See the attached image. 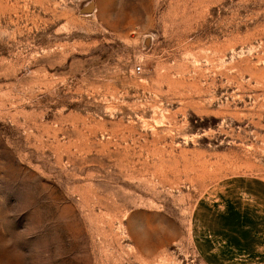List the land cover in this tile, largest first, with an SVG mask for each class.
Listing matches in <instances>:
<instances>
[{
    "label": "rangeland",
    "instance_id": "374dc122",
    "mask_svg": "<svg viewBox=\"0 0 264 264\" xmlns=\"http://www.w3.org/2000/svg\"><path fill=\"white\" fill-rule=\"evenodd\" d=\"M257 180L264 0H0V264H205Z\"/></svg>",
    "mask_w": 264,
    "mask_h": 264
},
{
    "label": "crops",
    "instance_id": "0c3cea01",
    "mask_svg": "<svg viewBox=\"0 0 264 264\" xmlns=\"http://www.w3.org/2000/svg\"><path fill=\"white\" fill-rule=\"evenodd\" d=\"M244 194L246 199L225 200L222 205L202 200L194 205V245L205 264H240L254 254L261 235L257 228L264 224V182L250 183ZM209 210H224L223 216L208 224L213 217Z\"/></svg>",
    "mask_w": 264,
    "mask_h": 264
},
{
    "label": "water",
    "instance_id": "95a60500",
    "mask_svg": "<svg viewBox=\"0 0 264 264\" xmlns=\"http://www.w3.org/2000/svg\"><path fill=\"white\" fill-rule=\"evenodd\" d=\"M92 11V7L91 6H86L84 9H83V13H90Z\"/></svg>",
    "mask_w": 264,
    "mask_h": 264
},
{
    "label": "built area",
    "instance_id": "2783aa9c",
    "mask_svg": "<svg viewBox=\"0 0 264 264\" xmlns=\"http://www.w3.org/2000/svg\"><path fill=\"white\" fill-rule=\"evenodd\" d=\"M136 70H137V71H139V70H140V68H139V67H137V68H136Z\"/></svg>",
    "mask_w": 264,
    "mask_h": 264
}]
</instances>
